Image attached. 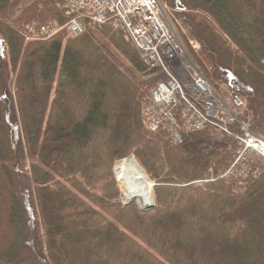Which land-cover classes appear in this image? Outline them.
Masks as SVG:
<instances>
[{
	"label": "trees",
	"instance_id": "16d2710c",
	"mask_svg": "<svg viewBox=\"0 0 264 264\" xmlns=\"http://www.w3.org/2000/svg\"><path fill=\"white\" fill-rule=\"evenodd\" d=\"M177 7L201 44L195 63L242 97L264 136V0ZM66 21L58 0H0V264H264L252 207L264 161L252 156L262 173L240 192L225 179L190 185L233 163V140L150 133L143 104L167 77L108 25L27 40L30 26ZM131 155L154 184L148 211L120 203L113 169Z\"/></svg>",
	"mask_w": 264,
	"mask_h": 264
},
{
	"label": "built area",
	"instance_id": "2783aa9c",
	"mask_svg": "<svg viewBox=\"0 0 264 264\" xmlns=\"http://www.w3.org/2000/svg\"><path fill=\"white\" fill-rule=\"evenodd\" d=\"M60 1L67 16L71 17L67 26L71 36L81 34L86 24H109L138 50L144 63L165 74L167 81L159 82L152 89L143 107V125L149 132H163L173 143L181 144L185 135L214 126L215 120L222 123L221 126L216 124L214 128L239 142L235 160L223 177L235 176L237 172L242 177L247 176L249 158L244 157V152L255 151L264 158L261 147L264 139L251 131L250 121L244 114L246 105L239 95L228 87L220 88V84L213 83L194 61L192 68L186 69L184 79L174 71L178 64L175 65L173 60L170 65L167 64L169 57L166 56L171 50L176 54L187 55V52L158 0ZM40 32L42 37L50 38L59 29L50 25ZM243 115L244 121H241ZM236 124V131H230L229 126ZM239 165L240 168L237 167Z\"/></svg>",
	"mask_w": 264,
	"mask_h": 264
},
{
	"label": "rangeland",
	"instance_id": "374dc122",
	"mask_svg": "<svg viewBox=\"0 0 264 264\" xmlns=\"http://www.w3.org/2000/svg\"><path fill=\"white\" fill-rule=\"evenodd\" d=\"M160 1L166 7L167 15H168V17L170 19V22L172 24L173 29L177 32L178 37H180L182 39L183 43H184V48H185V51L187 52V56L192 61H194V62L197 61L196 58H195V55H198V52H200L201 44L198 41V39H196L192 35V31H190V29H189L190 26H189V24L187 22V18L185 17V14H184L183 10L181 9L182 7H180V9L177 7V0H160ZM27 40H28V38H27ZM191 43H193V45H195V46L197 45L198 49H194L192 47ZM172 51H174V50H171V52L168 53L169 55L166 56V58L169 57L167 59V64L168 65H170L169 63L172 62V60H173V63L176 65V59L177 58L175 59V57H178L179 61H181L182 64H184L186 62V61H184V58H183L181 53H177L176 54L175 51L174 52H172ZM6 53H7V50L5 49V46H4L3 42L0 40V66H1V69H2L1 73H3L2 74L3 84L5 83V80L8 77L7 76V72L5 71V67L3 68V65H2L4 59H5L6 55H7ZM178 54L180 55V57L178 56ZM164 62H166L165 59H164ZM175 65H173V68H175ZM174 71L176 72V69H174ZM7 83L9 84L8 80H7ZM223 83L224 82H222V80H220V88L222 86L225 87ZM0 88H2V84H0ZM1 92H2V97H3V89H1L0 93ZM147 92H148V90L146 91V95L144 94L145 98L147 97ZM2 100H4V99H2ZM146 102L147 101L144 102L143 106L145 105ZM10 111H11V107H10ZM240 120L244 121V115L242 117H240ZM216 124H218L220 126L222 125V123H220L217 120H215L214 126ZM214 126L207 127V128H210L208 131L211 132V137L213 139L222 138L223 137L222 135L228 136L227 134H225V133L221 132L220 130L214 128ZM237 126H238V124L229 126L230 131H236ZM253 134L258 136V137H260V138H262V139H264V136H262L260 134H256L255 132H253ZM228 137L231 138L230 136H228ZM168 140L170 141V143H172L174 145H178V144L173 143L169 138H168ZM237 142L238 141H236V140L234 141L233 140V143L236 146L235 150L233 151V155L234 156L237 155L236 152L239 150V144H238L239 142L238 143ZM240 150H241V148H240ZM242 151H243V149H242ZM243 155H244L245 158L249 155V162L246 165V170L248 172L247 176H243L242 177L240 172H237L235 174V176L228 175L226 177H223V173L231 168V166L233 164L232 163L230 166L225 168V170L217 178L212 176L210 178L202 180V182L201 181H196V182L191 183L190 185L195 186V187H206V185L208 186L209 184L214 183L216 180L225 179V181L229 182L230 184H233L237 191H239V192L243 191L247 187L246 185H247L249 179L258 178L261 175V173H262V170L260 168H258V167L254 168L252 166V164H253L252 160H251L252 156L255 155L256 157H258V158L262 159V161H264L263 156H261L260 154H258L255 151H253V152L247 151V152H244ZM129 157H134V156L131 155ZM234 160H235V158H234ZM120 161L121 160H119V161H117L115 163L114 169H113V173H114L115 180L117 182L119 193H120V203L125 206V204L123 202L122 188H121V186L119 184V181L117 179V176L115 174V167H116L117 163L120 162ZM23 167H24L25 171H27V172L29 171V169H27L28 165L22 166V168ZM237 167L240 168L241 165H239ZM152 186H153V189H154V184L153 183H152ZM135 205L137 206V204H135ZM252 207L259 208L261 214L264 215V194L253 203ZM138 208H140V205H139ZM200 237H202V236H200Z\"/></svg>",
	"mask_w": 264,
	"mask_h": 264
},
{
	"label": "bare ground",
	"instance_id": "6f19581e",
	"mask_svg": "<svg viewBox=\"0 0 264 264\" xmlns=\"http://www.w3.org/2000/svg\"><path fill=\"white\" fill-rule=\"evenodd\" d=\"M184 61L182 64L176 57V72L184 79L186 78V69L192 68V60L181 53ZM180 57V55L178 54ZM264 152V143H261ZM115 174L122 188L123 202L125 205L132 203L143 209H149L154 204L152 182L136 162L134 157H128L117 163Z\"/></svg>",
	"mask_w": 264,
	"mask_h": 264
},
{
	"label": "water",
	"instance_id": "95a60500",
	"mask_svg": "<svg viewBox=\"0 0 264 264\" xmlns=\"http://www.w3.org/2000/svg\"><path fill=\"white\" fill-rule=\"evenodd\" d=\"M153 207H154V204H153L152 207H150L149 209H143V208H141V207H140V209H141L142 211H148V210L152 209Z\"/></svg>",
	"mask_w": 264,
	"mask_h": 264
}]
</instances>
